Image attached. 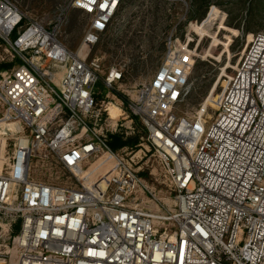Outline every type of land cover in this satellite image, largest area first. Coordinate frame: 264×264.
Instances as JSON below:
<instances>
[{"label":"built area","instance_id":"2783aa9c","mask_svg":"<svg viewBox=\"0 0 264 264\" xmlns=\"http://www.w3.org/2000/svg\"><path fill=\"white\" fill-rule=\"evenodd\" d=\"M124 3L70 0L48 27L0 0V264H264V32L252 33L220 95L209 102L211 89L193 110L178 113L198 55L173 34L150 81L128 88L122 66L108 69L107 97L121 103L100 108L103 61L90 54ZM71 8L87 18L77 49L59 38ZM134 117L176 192L174 211L136 198L144 189L160 203L109 143ZM33 161L71 183L34 179ZM157 220L176 228L159 232Z\"/></svg>","mask_w":264,"mask_h":264},{"label":"rangeland","instance_id":"374dc122","mask_svg":"<svg viewBox=\"0 0 264 264\" xmlns=\"http://www.w3.org/2000/svg\"><path fill=\"white\" fill-rule=\"evenodd\" d=\"M17 1L23 10L48 27L55 23L60 11L70 2ZM86 24L85 14L71 8L64 15L59 38L69 47L77 49ZM258 32H264V0H125L109 31L90 54L91 57H101L103 61L101 80L95 89L99 107L104 108L110 102L121 103L117 96H113L114 90L107 97L109 88L105 86L104 78L108 69L113 65L122 66L129 81L124 86L128 88L150 81L163 59L167 39L171 34L183 42L191 39L190 47L198 55L190 77L191 92L178 113L196 108L212 89L208 99L210 102L213 97L220 95L219 87L228 86L240 52L247 41L251 40L252 33ZM109 122L113 124L111 120ZM122 122L130 124L125 120ZM135 122L144 126L140 119ZM10 128L7 126L5 131L9 132ZM2 142L0 137V143ZM124 157L155 193L160 203L144 189L136 191V198L149 200L147 207L153 211L165 213L161 204L174 211L176 192L170 187L155 150L142 141L138 148L129 150ZM53 170L57 173L54 174L33 161L31 177L58 185L71 183L62 168L54 166ZM154 227L159 232L165 227L176 228L171 222L160 220L155 221Z\"/></svg>","mask_w":264,"mask_h":264},{"label":"trees","instance_id":"16d2710c","mask_svg":"<svg viewBox=\"0 0 264 264\" xmlns=\"http://www.w3.org/2000/svg\"><path fill=\"white\" fill-rule=\"evenodd\" d=\"M125 83H128V76H125ZM123 97L122 94H119ZM138 117H134L133 130L129 131L123 126H119L114 132L109 133V143L111 147L120 154H127L129 150H133L139 147L142 141L146 139L147 133L144 126H139L135 121H138Z\"/></svg>","mask_w":264,"mask_h":264},{"label":"bare ground","instance_id":"6f19581e","mask_svg":"<svg viewBox=\"0 0 264 264\" xmlns=\"http://www.w3.org/2000/svg\"><path fill=\"white\" fill-rule=\"evenodd\" d=\"M109 111H110V115L113 119H117L118 116L121 114L120 108L116 104H111Z\"/></svg>","mask_w":264,"mask_h":264},{"label":"crops","instance_id":"0c3cea01","mask_svg":"<svg viewBox=\"0 0 264 264\" xmlns=\"http://www.w3.org/2000/svg\"><path fill=\"white\" fill-rule=\"evenodd\" d=\"M159 65H160V64H159ZM159 65H158V66H159ZM158 66H157V67H158Z\"/></svg>","mask_w":264,"mask_h":264}]
</instances>
